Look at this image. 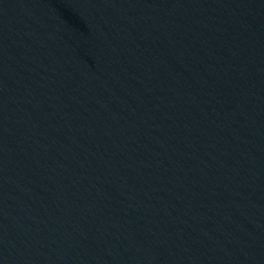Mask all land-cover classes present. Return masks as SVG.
I'll return each instance as SVG.
<instances>
[{"label": "water", "instance_id": "water-1", "mask_svg": "<svg viewBox=\"0 0 264 264\" xmlns=\"http://www.w3.org/2000/svg\"><path fill=\"white\" fill-rule=\"evenodd\" d=\"M187 264H264V0H142Z\"/></svg>", "mask_w": 264, "mask_h": 264}]
</instances>
